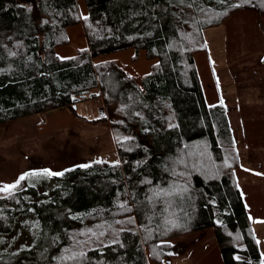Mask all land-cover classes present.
<instances>
[{
    "label": "trees",
    "instance_id": "16d2710c",
    "mask_svg": "<svg viewBox=\"0 0 264 264\" xmlns=\"http://www.w3.org/2000/svg\"><path fill=\"white\" fill-rule=\"evenodd\" d=\"M84 2L81 17L77 0H0V125L63 108L78 116V103L100 99L116 116L93 122L110 124L117 152L42 174L43 190L28 176L0 191V234L30 214L44 235L0 264H165L172 239L205 228L223 264H264L233 182L228 117L207 103L194 57L207 51L206 29L243 8L264 15V0ZM77 24L87 47L60 59L55 49ZM130 48L154 61L140 82L115 62L94 63Z\"/></svg>",
    "mask_w": 264,
    "mask_h": 264
},
{
    "label": "rangeland",
    "instance_id": "374dc122",
    "mask_svg": "<svg viewBox=\"0 0 264 264\" xmlns=\"http://www.w3.org/2000/svg\"><path fill=\"white\" fill-rule=\"evenodd\" d=\"M77 10L81 16L86 14L87 8L84 0H77ZM256 15L259 18V29L254 22ZM261 32L264 35V15L258 14L252 8H243L235 11L229 14L219 26L206 29L203 32L207 51L198 53L194 57L208 104H218L214 102L217 96L211 89L215 88V84L229 79L230 72H228L227 62L232 61L235 63L239 62V59L252 56L249 62L253 63L254 49L264 47V37ZM70 35L71 30L69 32ZM69 40L68 46L64 45L58 49L59 54L61 51L72 53V49L76 50L78 48L74 39L71 38ZM242 54L246 57H243ZM134 62L133 60V64L131 63L125 67L122 65V67L123 70H127V73H135L138 76V73H142L143 69H139ZM239 64L240 62L236 66ZM253 69L254 65L252 64L249 67V71ZM140 77H138V82H140ZM63 109H67L79 121L77 125L50 129L47 126L48 121L46 119L55 115L54 111L45 114L28 115L0 125V187L6 184H13L17 178L29 171L48 169L51 172L61 173L70 167L86 165L94 159L109 161L117 159L116 145L110 124L107 121L93 122L94 119L101 118L103 115L109 118L112 115L116 116L113 108H105L100 99H92L78 103L76 111L78 116L68 108ZM235 124H238L236 119H230L231 136L228 137V143L231 145L233 141L238 154V162H240L239 157L241 154L239 149L241 147L239 144H242V141L236 143ZM258 126L254 129L256 130L254 131V134H256L254 136L259 142L258 145H264V121ZM240 173L241 170L238 173L237 170L235 171L234 183L237 182L236 177L237 175L239 177ZM29 180L32 181V183L29 182L30 185L37 186L42 190L45 185L48 186L42 174L30 175ZM50 184L52 185L53 183ZM251 185H253L252 181L246 183L248 188H251ZM248 188L244 187L242 189L248 191L250 190ZM254 192H257V194H255L253 200H248L247 206L249 211L253 212L254 219L261 220L264 219V181L262 179L256 181ZM252 230L255 233L254 225ZM40 232L39 222L33 215H18L11 232L0 234V259L32 248L39 238L44 236L43 233L40 236ZM213 234L212 228H205L185 236L188 237V242L186 240V243L192 253L189 259H197L201 256L198 252L196 254L192 252L198 248L197 245H192L194 244L192 242L203 238L202 241L205 243L204 247H206L205 251L209 252L205 262L207 264H223L216 238L211 240L215 236ZM260 235L255 233L256 241ZM213 247H217L216 251H212ZM259 247L264 260V243L262 242ZM218 255L221 260H219Z\"/></svg>",
    "mask_w": 264,
    "mask_h": 264
},
{
    "label": "crops",
    "instance_id": "0c3cea01",
    "mask_svg": "<svg viewBox=\"0 0 264 264\" xmlns=\"http://www.w3.org/2000/svg\"><path fill=\"white\" fill-rule=\"evenodd\" d=\"M85 15L81 17H84ZM254 22L259 29V18L257 17V15ZM70 30L71 35L69 36ZM66 33L68 43L65 46L69 45V39L72 38L74 39L78 48L76 50L71 48L73 50L72 53L69 51H61V53L59 54L58 49L63 47L64 45L56 47L55 52L60 59L70 58L74 56L75 52L78 49L87 47V41L84 35L82 24L68 27ZM261 49L263 50L261 51ZM261 49H254L253 63L249 62L252 59V56H247L249 58L239 59L240 64L237 66L236 64H238L239 62H227L228 72H230L229 79L224 80L219 84H215V88L211 89L217 96L214 102L224 107L229 120V124L230 119H236V121L238 122V124H235L234 132L237 134L236 143L242 141V144H239L241 147L239 149L241 155L239 157L240 165L237 169V173L240 170L241 173L239 177L238 175L236 177V185L239 188L248 211V200H253L255 194H257V192H254V185H256V181L260 179L264 181V145H258L259 142L255 139L256 136H254L256 135L254 134V131H256L254 129L264 121V47ZM243 57L246 56L243 55ZM133 60L135 61L134 64H136L139 69H143V72L138 73L137 76L135 73H127V70L125 69L124 71L129 76L138 81V77H142V75L148 73L151 64L154 63V61H149L146 59L144 50H140L136 53L134 49L130 48L112 54L99 56L94 59V63L99 64L112 61L117 63L123 69V67H125L126 65L131 64ZM252 64L254 65V69L252 71H249V67ZM221 101H223L222 104ZM54 114L55 115H53L52 117L50 116L46 119V121H48L47 126L50 129H59L68 125L75 126L79 122L70 114L67 109H59L58 111H54ZM249 181L253 182L251 188L246 187V183H249ZM244 187L250 190L244 191L242 189ZM249 213H251L253 217L252 219H254L253 212L249 211ZM253 225L255 233L261 234L260 237L257 238L258 244L260 246L262 242L264 243V219L251 220V226ZM213 235H215V233ZM185 236L186 235H182L170 241V243L172 244L173 256L170 257L165 264H207L205 261L208 257L209 252L205 251L206 247H204L205 243H203L202 241L203 238L199 239V241L192 242L194 243L192 245L198 246V248L194 249L192 252L195 254L198 252L201 256L197 259H189L192 253L189 251L190 247H188L186 243L188 237ZM213 238L216 237H212L211 240H214ZM217 247H213L212 251H216ZM218 258L219 260H221L219 255ZM147 263L157 264L151 262L149 259Z\"/></svg>",
    "mask_w": 264,
    "mask_h": 264
},
{
    "label": "snow or ice",
    "instance_id": "6c2138e0",
    "mask_svg": "<svg viewBox=\"0 0 264 264\" xmlns=\"http://www.w3.org/2000/svg\"><path fill=\"white\" fill-rule=\"evenodd\" d=\"M85 19H87V17H85ZM223 103V101H221V104ZM97 163H99L100 161H96ZM89 165H81V167H88ZM41 174H44V175H49V176H58V175H63V173H56V172H51L50 170L48 169H44L42 170V172H31V173H24L22 174L15 183L13 184H6V185H3L2 187H0V191H6V192H9L11 193V190L15 189L21 181L25 180L28 176L30 175H41ZM171 254V253H169Z\"/></svg>",
    "mask_w": 264,
    "mask_h": 264
},
{
    "label": "built area",
    "instance_id": "2783aa9c",
    "mask_svg": "<svg viewBox=\"0 0 264 264\" xmlns=\"http://www.w3.org/2000/svg\"><path fill=\"white\" fill-rule=\"evenodd\" d=\"M131 77V76H130Z\"/></svg>",
    "mask_w": 264,
    "mask_h": 264
}]
</instances>
